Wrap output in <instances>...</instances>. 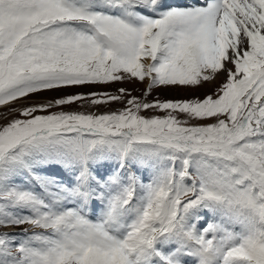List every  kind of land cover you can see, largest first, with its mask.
<instances>
[{
	"label": "snow or ice",
	"instance_id": "6c2138e0",
	"mask_svg": "<svg viewBox=\"0 0 264 264\" xmlns=\"http://www.w3.org/2000/svg\"><path fill=\"white\" fill-rule=\"evenodd\" d=\"M0 264H264V0H0Z\"/></svg>",
	"mask_w": 264,
	"mask_h": 264
},
{
	"label": "rangeland",
	"instance_id": "374dc122",
	"mask_svg": "<svg viewBox=\"0 0 264 264\" xmlns=\"http://www.w3.org/2000/svg\"><path fill=\"white\" fill-rule=\"evenodd\" d=\"M225 79L224 76H220L215 82L204 84L200 88H160L155 91H153L152 95L148 97L149 101H153L156 98H159L160 100H175V99H190L194 97H200L203 98L206 94H210L216 90L217 87L223 82ZM127 88L131 91L132 95L134 96H142L144 85L140 84L138 81H132V82H126V83H115L107 86H99V87H79V88H71L66 89L64 91L60 92H45L38 96L30 97L28 100H22L20 101V105H26L28 103H31L32 101H43V100H50L54 99L58 96H63L70 93L75 92H89V91H97V92H110L115 94L117 92V89L119 88ZM125 105L120 102H112L109 105L101 106L99 108H91L87 109L94 112H107L111 110H117L122 109ZM59 110V109H55ZM64 110H86L81 109L79 104H74L70 106V108H65ZM145 115H163V113L155 112L154 110H148L144 113ZM211 122V121H209ZM11 231L12 229H8ZM18 231V229H16Z\"/></svg>",
	"mask_w": 264,
	"mask_h": 264
}]
</instances>
